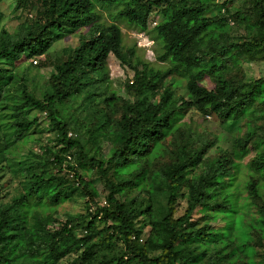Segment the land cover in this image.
I'll use <instances>...</instances> for the list:
<instances>
[{
	"label": "trees",
	"instance_id": "1",
	"mask_svg": "<svg viewBox=\"0 0 264 264\" xmlns=\"http://www.w3.org/2000/svg\"><path fill=\"white\" fill-rule=\"evenodd\" d=\"M235 1L14 0L20 14L31 8L35 14L27 15L14 33L0 29V128L3 113L10 109L9 137L19 148V141L43 119L50 120L60 131L62 147L56 152L47 150L62 174L37 173L29 166L27 170L33 172L22 193L9 203L0 202V264H60L81 250L80 264H96L103 251L117 243H122L124 252L107 259V264H205L213 250L210 246L215 248L222 241L230 250L217 257L229 264H245L242 252L251 258L258 254L253 240L256 234L264 237V133L260 135L254 126L248 127L245 136L234 137L232 148L207 161L205 170L195 176L190 173L205 161L213 143L198 145L188 133L160 172L158 190L168 194L164 212L154 208L152 199L144 202L130 197L150 172L148 158L160 148V141L172 133L185 134L181 123L190 111L225 124L249 117L258 104L264 106V78L240 82L232 74L237 54L264 55V0H245L249 7L233 10ZM104 8L113 22L102 20ZM3 17L0 9V24ZM153 18L158 19L153 30L163 48L158 59L169 64L163 68L140 60L134 47L126 48L117 23L124 20L146 31ZM233 25L244 26L250 36L234 40ZM78 31L82 32L80 45L64 62L52 65L50 83L43 96L37 97L29 89L27 73L17 79L18 63L26 53L30 58L45 55L56 41ZM111 54L133 72L127 83L132 99L124 100L116 121V146L102 158L91 156L81 137H71L58 105L84 90L90 98L108 93ZM170 76L187 77L190 97H175L173 85L167 83ZM208 77L213 78V88L203 83ZM18 81V94L8 105L7 90ZM96 110L101 119L94 129L99 131L110 118L103 109ZM250 143L256 149L249 164L252 173L244 183L238 182L233 170L241 171L237 159L249 154ZM4 162L11 167L22 164L10 148L0 145V167ZM83 170H95L104 182L105 204L89 213L91 219L84 223L69 218L51 230L53 217L33 212L31 200L39 203L46 198L59 205L80 191L96 203L98 188ZM244 191L252 202L242 201ZM184 195H188L187 206L177 217ZM30 213L34 223L29 221ZM195 215L199 216L195 219ZM216 216L221 218L213 221ZM146 225L148 231H144ZM77 229L85 235H77ZM259 262L264 264V259Z\"/></svg>",
	"mask_w": 264,
	"mask_h": 264
},
{
	"label": "rangeland",
	"instance_id": "2",
	"mask_svg": "<svg viewBox=\"0 0 264 264\" xmlns=\"http://www.w3.org/2000/svg\"><path fill=\"white\" fill-rule=\"evenodd\" d=\"M249 2L245 0H236L231 8H247ZM14 0H3L0 5V9L4 13L3 20L0 24L6 28L10 33H14L18 30L20 24L25 17L29 15L34 16L35 9L31 8L26 10L23 14L14 9ZM116 12V11H115ZM102 20L107 23L113 22V18L110 16L109 9L101 10ZM216 14V10H214ZM23 15L24 18H19ZM158 22L157 18H153L148 30L143 31L137 26L128 24L124 20H117V23L121 26L123 31L124 45L126 48L134 47L136 56L143 62H147L154 68H163L169 66L168 63L161 62L158 56L163 52L162 44L160 40L155 38L154 27ZM82 31V30H81ZM81 31L73 32L56 41L47 51L45 55L35 56L30 58L25 54L24 58L18 63L15 69L17 79H22L26 73L28 74L27 84L29 89L33 91L37 97H42L47 85L50 83V71L53 64H60L72 55L75 49L80 45ZM231 34L234 40L242 41L246 37L250 36V33L244 26L235 27ZM238 60L235 66L232 67V74L236 75L240 82H253L256 79L264 78V55L259 54L252 56L248 54H237ZM36 61V62H35ZM44 65L40 66V63ZM107 67L109 70L110 88L108 93L102 97L90 98L88 97V90L82 91L76 97H71L65 103L59 104L58 109L62 113V118L69 123V132L71 137H81L87 146V150L91 156L96 155L98 157L106 158L111 150L116 146L115 135L113 131L116 129V121L121 115L122 104L125 99H132V95L127 88V83L131 80L133 72L120 65L119 60L111 54L107 60ZM187 77L183 76H170L167 78V83L172 84V90L175 91V97L185 96L190 97L187 89ZM18 83H13L7 90V104L11 103L10 98L18 94ZM207 87L213 88L214 81L212 77L206 78L203 82ZM100 89H96V93L99 94ZM111 96L110 101L106 102L105 97ZM96 109H103L106 111L107 116L110 118L109 124L106 128L96 131L94 129L97 121L101 119V115L97 113ZM10 113V109L5 110L3 113V122L0 128V145L1 147H8L12 150L15 157H20L22 164H15L13 167L4 162L0 167V202L9 203L22 193L23 186L27 183L28 177L33 171H28L27 168L32 166L37 173L48 174H62L59 172V167L56 166L54 156L49 153L59 151L62 145L59 142L60 131L50 123V120L43 119L42 124L34 128L25 138L19 141V148L12 144V138L9 137L10 130L7 124L11 119L7 116ZM182 131L185 134H179V132L172 133L165 139L160 141V148L154 152L148 158L150 165V172L141 180V184L138 187H134L131 190L130 197H137L138 201L147 199L153 200V205L158 211L164 212L167 205L168 194L163 191H159L158 181L160 179V172L164 165L173 157V149L179 146V143L183 142L188 133H191L192 139L196 140V144H205L208 142L213 143L209 148L205 161L193 172L190 176H195L202 173L205 170L207 161L220 156L223 153H227L233 146L234 137L245 136L249 126H254L260 135L264 133V106L261 104L256 105L254 112L246 118H243L237 122L229 121L225 124L217 123L211 116L204 118V116L196 110L190 111L181 123ZM178 143V144H177ZM196 146V145H195ZM249 154L242 160H238L241 163V171L238 172L234 169L235 177L238 182L244 183L249 179L251 171L249 164L256 155L255 143L249 144ZM83 172L93 180V184L98 188L99 197L96 199V203L90 201V197L84 195L78 191L74 197L70 200L62 202L59 205H53L46 198L37 203L38 199H32L33 206L32 211L42 217L52 216L53 220L49 224L51 230L57 229L61 226V223L69 218L74 219L75 222H82L91 219L89 213H94L95 209L102 206L106 202L107 192L105 190L104 182L101 180L95 170H83ZM75 187L76 184H74ZM152 194V192H154ZM185 191V190H183ZM242 201H251L248 192H243ZM188 195H184L179 199V206L176 216H180L185 212L187 206ZM253 212L257 211L255 204L252 207ZM199 215H195L196 219ZM220 216H216L213 221H217ZM56 219V220H55ZM29 221L35 222L33 214H29ZM149 225H146L144 231H148ZM77 235H85L80 229L76 230ZM263 237V236H262ZM260 234H256L254 243L259 248L258 254L252 258L247 257L242 252L243 257L240 259L245 260V264H250L254 261V264H261L259 261L264 259V237ZM98 240V237L96 238ZM226 241H222L217 244L215 248L210 246L211 252L206 258L205 264H229L231 262L224 260H218L217 256L227 255L229 247L225 248ZM231 245L235 246L234 243ZM74 253L67 256L60 264H80L78 256L82 253ZM220 251V252H218ZM124 252L122 243L113 244L108 249L103 251L96 260V264H107L106 260L110 259L113 255H121ZM157 252H151V255H156ZM212 255V257H210ZM245 255V256H244ZM221 259V258H220ZM101 261V262H98ZM243 261H235L232 264H243ZM137 264V263H134ZM263 264V263H262Z\"/></svg>",
	"mask_w": 264,
	"mask_h": 264
},
{
	"label": "clouds",
	"instance_id": "3",
	"mask_svg": "<svg viewBox=\"0 0 264 264\" xmlns=\"http://www.w3.org/2000/svg\"><path fill=\"white\" fill-rule=\"evenodd\" d=\"M158 22H156V24H157Z\"/></svg>",
	"mask_w": 264,
	"mask_h": 264
},
{
	"label": "built area",
	"instance_id": "4",
	"mask_svg": "<svg viewBox=\"0 0 264 264\" xmlns=\"http://www.w3.org/2000/svg\"><path fill=\"white\" fill-rule=\"evenodd\" d=\"M36 62V61H35Z\"/></svg>",
	"mask_w": 264,
	"mask_h": 264
}]
</instances>
